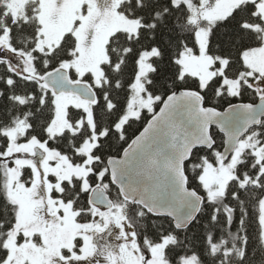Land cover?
Wrapping results in <instances>:
<instances>
[{"label": "trees", "instance_id": "obj_1", "mask_svg": "<svg viewBox=\"0 0 264 264\" xmlns=\"http://www.w3.org/2000/svg\"><path fill=\"white\" fill-rule=\"evenodd\" d=\"M192 1L207 9L216 0ZM8 2L0 0V36L9 29L11 46L32 55L38 74L45 77L60 69L63 62L74 59L77 39L72 33H66L51 52L36 49L41 29L36 15L38 1L27 3L25 18L18 20L8 12ZM257 10V2L243 3L212 26L208 53L213 60L214 75L202 88L197 77L181 75V65L177 62L186 49L198 51L196 33L202 20L191 21V10L183 4L175 5L174 0H126L119 3V15L139 21L138 32L132 35L118 31L110 37L108 61L102 66L104 82L100 87H91L96 93L95 101L89 102L92 103V125L84 110L69 108L67 117L74 130H64L53 137L49 135V129L56 119L54 91L49 86L45 89L36 81L20 77L6 63H0V147L8 142L5 132L21 119L28 126L27 138L46 142L51 150L75 164L83 165L88 160L87 154L81 150L90 146L89 173L75 177L71 182L64 181L62 190H55L53 196L72 206L79 223L88 224L93 221L95 209L90 203V194L96 188L104 190L112 201L110 212L121 214L133 232L138 250L146 258L151 255L153 247L169 238L165 248L167 264H182V259L188 256H196L200 264H264L261 223L264 174L251 149L244 151L235 168L236 178L228 181L224 194L210 200L200 178L207 163L218 165L222 161L224 148V136L212 128L213 148L196 149L184 165L189 189L204 198L196 220L184 230L176 229L170 218L154 216L124 200L111 181L107 167L108 160L120 157L164 100L178 90L198 92L205 107L220 111L260 100L256 90L243 80L238 95L229 94L224 85L225 79H242L248 71L244 53L263 44L264 19ZM153 49L158 53L149 60L152 69L146 74L144 83L146 91L157 98L154 111L143 110L139 118L129 119L119 130L117 125L127 113L132 87L139 75L141 55ZM68 73L73 82L77 78L75 71ZM87 80L92 81L91 74L81 82ZM247 135H252L253 140L263 146L264 164V118ZM29 177L33 178L32 170L24 168L22 179ZM245 178L249 180L243 184ZM16 220L17 207L5 191L0 165V264L9 259L6 241Z\"/></svg>", "mask_w": 264, "mask_h": 264}, {"label": "rangeland", "instance_id": "obj_2", "mask_svg": "<svg viewBox=\"0 0 264 264\" xmlns=\"http://www.w3.org/2000/svg\"><path fill=\"white\" fill-rule=\"evenodd\" d=\"M31 1H38L37 18L41 29L36 49L51 52L57 47L66 33L77 39L74 59L61 64L60 69L74 70L77 78L74 84L92 75L89 87H100L104 82L103 64L107 63V44L110 37L124 31L136 35L140 26L138 20L119 15L117 7L126 0H9L7 10L15 20L25 18V7ZM257 2L258 13L264 19V0H216L205 9L192 0H174L175 5H185L191 12V21L202 20L196 33L198 51L188 48L177 59L181 65V75H192L200 80L204 88L213 77V60L208 53L209 35L212 26L225 19L239 5ZM256 29V27H254ZM264 39V31H263ZM158 53L157 49L145 51L141 55L139 75L132 89L133 95L125 116L117 128L133 118H139L143 110L154 111L157 98L146 91L144 78L152 69L149 60ZM248 68L242 79H225L224 85L231 95H238L240 81L256 90L259 99H264V41L260 47L244 53ZM20 77L38 82L43 88L48 86L44 77L35 71L32 55L15 50L10 43L9 29L0 36V63ZM222 73V72H221ZM83 84V83H82ZM56 119L49 135L51 137L64 130H74L69 123V108L82 109L87 121L92 125V103L72 93H54ZM27 124L19 120L14 128L5 132L6 145L0 147V165L4 174V187L8 197L17 207V220L11 229L6 247L10 252L5 264H167L165 248L170 242L165 238L151 249V255L143 256L135 243L131 228L121 214L95 206L91 223L77 221V213L70 204L55 198L53 192L61 191L64 181H72L87 175V164L92 160L90 146L81 150L88 160L83 165L65 159L46 142L27 138ZM138 136V135H137ZM2 143H0V146ZM246 149H251L262 164L263 146L253 140L252 135L239 142L229 162L219 161L218 165L207 163L200 180L214 200L225 192L228 181L236 178L235 168L241 162ZM24 168H30L33 178L22 179ZM249 178H245V184ZM262 239L264 242V201L262 205ZM182 264H200L196 256L182 259Z\"/></svg>", "mask_w": 264, "mask_h": 264}, {"label": "water", "instance_id": "obj_3", "mask_svg": "<svg viewBox=\"0 0 264 264\" xmlns=\"http://www.w3.org/2000/svg\"><path fill=\"white\" fill-rule=\"evenodd\" d=\"M56 94L72 93L94 102L95 91L73 84L69 73L58 69L44 77ZM264 118V99L237 104L225 111L205 107L200 93L178 90L168 96L120 157L107 162L111 181L128 203L157 217H167L178 230L188 228L199 215L204 198L189 189L184 165L196 149H212L215 128L224 136L222 160L227 162L239 142ZM90 203L110 209L108 194L94 189Z\"/></svg>", "mask_w": 264, "mask_h": 264}, {"label": "flooded vegetation", "instance_id": "obj_4", "mask_svg": "<svg viewBox=\"0 0 264 264\" xmlns=\"http://www.w3.org/2000/svg\"><path fill=\"white\" fill-rule=\"evenodd\" d=\"M71 80V79H70ZM72 82V81H71ZM73 83V82H72ZM74 84V83H73ZM100 208H102V207H100ZM104 209V208H103Z\"/></svg>", "mask_w": 264, "mask_h": 264}]
</instances>
